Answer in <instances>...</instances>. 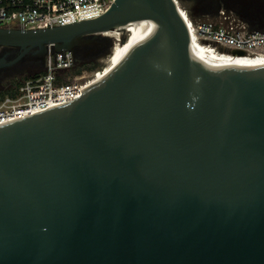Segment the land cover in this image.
Listing matches in <instances>:
<instances>
[{"label": "water", "instance_id": "water-1", "mask_svg": "<svg viewBox=\"0 0 264 264\" xmlns=\"http://www.w3.org/2000/svg\"><path fill=\"white\" fill-rule=\"evenodd\" d=\"M138 20L152 32L107 78L0 126V264H264V67L194 66L174 0L0 28V47L81 59Z\"/></svg>", "mask_w": 264, "mask_h": 264}, {"label": "built area", "instance_id": "built-area-1", "mask_svg": "<svg viewBox=\"0 0 264 264\" xmlns=\"http://www.w3.org/2000/svg\"><path fill=\"white\" fill-rule=\"evenodd\" d=\"M113 1L0 0V28L36 30L93 19L106 12ZM176 1L190 44L216 54L232 55V51H241V57H264V29L250 28L225 9L193 16ZM104 33L107 32L95 39L94 47L106 43ZM104 58H100V64H105L107 58ZM81 60L71 50L56 51L52 44H47L42 70L23 80L11 95L0 100V126L78 98L100 73V69L80 70Z\"/></svg>", "mask_w": 264, "mask_h": 264}, {"label": "flooded vegetation", "instance_id": "flooded-vegetation-1", "mask_svg": "<svg viewBox=\"0 0 264 264\" xmlns=\"http://www.w3.org/2000/svg\"><path fill=\"white\" fill-rule=\"evenodd\" d=\"M188 3L191 15L203 16L214 14L220 9L233 12L239 19L244 21L252 29H264V4L261 0H183ZM263 7V9L259 7ZM109 49V40L106 41ZM105 48V47H104ZM101 46L93 45L81 46L80 51L82 61L91 59L100 50ZM21 53L18 47H0V88L10 85L12 80L25 71L42 70L43 57L34 54L33 50L16 59ZM7 82L8 84H4Z\"/></svg>", "mask_w": 264, "mask_h": 264}, {"label": "bare ground", "instance_id": "bare-ground-1", "mask_svg": "<svg viewBox=\"0 0 264 264\" xmlns=\"http://www.w3.org/2000/svg\"><path fill=\"white\" fill-rule=\"evenodd\" d=\"M174 3L179 9L178 2L174 0ZM153 27L154 24L152 20H138L131 21L127 25L114 31L104 33L105 35L114 33L117 36L114 38L115 42L111 49V54H109V57L105 61L104 68L100 71L96 79L103 80L112 74L126 58L135 52L140 42L152 32ZM121 34H124L126 37V42L122 45L120 44V39L118 38V35ZM190 45L191 60L193 65L199 68L210 71H220L233 67L245 69L264 67V57H241L216 54L194 44ZM96 79H94V81Z\"/></svg>", "mask_w": 264, "mask_h": 264}, {"label": "rangeland", "instance_id": "rangeland-1", "mask_svg": "<svg viewBox=\"0 0 264 264\" xmlns=\"http://www.w3.org/2000/svg\"><path fill=\"white\" fill-rule=\"evenodd\" d=\"M179 3H180V5H181V8L182 9H184V10H186L187 11V13L188 14H190L191 15V12H190V8H189V4L188 3H186V2H184L183 0H179ZM117 35L116 34H114V33H112V34H110V35H107V38H109L111 41H114L115 39V37H116ZM122 36H124V34H121V35H118V38L120 39ZM103 46V48L104 49H100L95 55H94V57L93 58H97V61L98 62H100L99 60H100V58L103 56V58L104 59H106L108 56H109V54H111V49H112V47H113V44L111 45V47H110V50H108V48H107V46H106V43L105 42H103V44H102ZM104 54V55H103ZM104 66H105V64H100V67H99V69H100V71L102 70L101 68H104ZM96 70H98V69H96ZM95 71V70H94ZM36 72V71H35ZM34 70L33 71H25L24 73H22V74H20V75H18V77H16L15 78V81H17V80H20L21 82L23 81V79H24V77L25 76H29V75H33L34 73ZM39 72V71H38ZM12 81H14V80H12ZM4 84H8L7 82H5Z\"/></svg>", "mask_w": 264, "mask_h": 264}, {"label": "trees", "instance_id": "trees-1", "mask_svg": "<svg viewBox=\"0 0 264 264\" xmlns=\"http://www.w3.org/2000/svg\"><path fill=\"white\" fill-rule=\"evenodd\" d=\"M104 55V54H103ZM103 57V56H102ZM101 57V58H102ZM100 63L97 61V58H91L85 61L80 62V70L84 69L87 72L94 71L96 69H99ZM36 71V72H35ZM33 75H37L40 71L35 70ZM39 71V72H38ZM33 75L25 76L23 80L27 79L28 77H31ZM21 83L20 80L17 81H12L10 85H6L5 87L0 88V100L5 96V95H11L14 91V88Z\"/></svg>", "mask_w": 264, "mask_h": 264}]
</instances>
